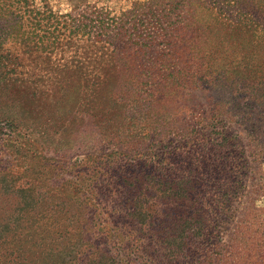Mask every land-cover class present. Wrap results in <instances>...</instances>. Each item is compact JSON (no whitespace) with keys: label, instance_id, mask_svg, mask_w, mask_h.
<instances>
[{"label":"trees","instance_id":"trees-1","mask_svg":"<svg viewBox=\"0 0 264 264\" xmlns=\"http://www.w3.org/2000/svg\"><path fill=\"white\" fill-rule=\"evenodd\" d=\"M82 1L61 9L49 0H40L37 8H27L32 17L25 28L21 23L14 25L21 29L16 34L25 37L10 32L12 41H24L26 51L39 53L70 49L80 42L108 49L117 68L108 103L119 111L125 132L134 133L126 138L140 147L145 144L139 138L142 134L149 138L146 148L152 152H138L137 169L133 168L130 176L119 171L112 181L108 176L100 179L107 194L104 204L113 209L106 214L112 226H23L16 230L20 237L10 252L9 264H128L134 251L139 264H264V206L255 204V199L264 195V183L262 175L258 179L253 176L250 165L264 162V60L262 65L247 62L229 79L222 68L212 75L186 69L176 75V59L183 53L156 48L157 35L150 31L136 36L134 21L138 10L141 16L150 14L154 23L178 6L182 8L177 14L191 15L194 8L189 2L132 0L128 9L116 11L97 0ZM206 3L197 2L209 17L199 24L191 20L185 30L212 36L222 49L233 44H249L251 49L264 45L260 32L250 34L251 42L246 38L250 29L264 31V20L220 21ZM152 28L156 29L155 25ZM157 38L169 39L165 35ZM168 76L170 83L165 80ZM198 88L210 92L209 118L181 125L164 120L159 109L166 95L189 96ZM244 89L253 104L240 112L237 98L227 96L226 91L242 94ZM250 110L255 112L246 114ZM231 123L241 126L248 149L242 144L243 134L235 132ZM118 178L132 181L137 190L132 198L120 197ZM242 198L244 205L235 219V203ZM128 199L135 205L129 211ZM119 205L123 210L113 208ZM93 218V214L87 215L89 221Z\"/></svg>","mask_w":264,"mask_h":264},{"label":"rangeland","instance_id":"rangeland-1","mask_svg":"<svg viewBox=\"0 0 264 264\" xmlns=\"http://www.w3.org/2000/svg\"><path fill=\"white\" fill-rule=\"evenodd\" d=\"M97 1L122 11L130 7L132 0ZM175 1L177 4L189 2L194 8L192 14L183 11L177 14L182 8L178 6L170 9V15L154 23L150 14L141 16L138 10L134 21L136 36L148 31L152 36L165 35L169 37L167 41H160L154 35L156 48H175L183 53L176 59L173 73L175 71L178 75L186 69L212 75L222 68L229 79L247 62L262 65L263 44L253 49L249 44L247 47L246 44L242 47L233 44L224 49L217 47L212 36L184 29L191 20L199 24L209 17L199 10L198 0H174L173 3ZM81 2L49 0L50 4L61 9ZM239 2L207 0L206 6L213 7L220 21L264 20V0ZM39 4L40 0H0V264L11 262L10 252L17 247L20 237L16 230L23 226H112L106 214L113 209L104 204L103 198L107 194L105 186L99 185L100 179L108 176L112 181L118 177L119 171L130 176L137 169L138 152L148 155L152 152L146 148L149 138L142 134L139 138L145 144L140 147L126 138L134 133L125 132L119 111L108 103L107 95L117 74L108 49L80 42L70 49L39 53L34 49L26 51L24 41H12L10 32H13L12 36L25 37V34H16L21 29L14 25L21 23L25 28L28 17H32L27 14V8L34 9ZM244 6L248 8L243 10ZM148 21L153 23L148 24ZM259 32L264 34L259 27L250 29L246 33L248 42H251V33ZM245 53L252 58H247ZM13 54L16 59L12 60ZM165 80L170 83L169 76ZM221 83L225 85L223 81ZM200 89H195L189 96L180 93L166 95L159 109L164 120L178 121L181 125L200 117L209 118L210 92ZM226 93L237 98L240 112L244 106L253 104L247 89L242 94ZM254 112L250 110L246 114ZM230 126L239 135L243 134L242 144L248 149L241 126L237 123ZM141 128L142 133L145 132ZM250 165L253 176L258 179V175H262L261 183H264V162L258 165L251 162ZM116 185V190H121L120 197L132 198L137 193L132 181L118 178ZM113 191L111 189L109 195L112 196ZM143 193L148 195L147 191ZM130 202V199L125 200L126 210L135 208ZM255 204L264 206L263 194L255 199ZM243 205V198L235 203V219ZM115 207L118 211L123 210L121 205ZM90 213L94 216L93 221L87 219ZM130 254V260H133L137 252ZM130 260L128 264H139L137 259Z\"/></svg>","mask_w":264,"mask_h":264}]
</instances>
